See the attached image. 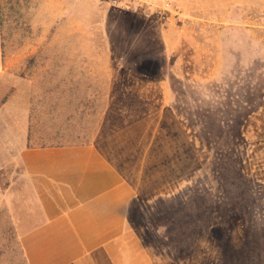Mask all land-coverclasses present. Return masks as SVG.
<instances>
[{
  "label": "rangeland",
  "instance_id": "374dc122",
  "mask_svg": "<svg viewBox=\"0 0 264 264\" xmlns=\"http://www.w3.org/2000/svg\"><path fill=\"white\" fill-rule=\"evenodd\" d=\"M0 0V264L20 149L93 143L132 185L152 264H264V0Z\"/></svg>",
  "mask_w": 264,
  "mask_h": 264
},
{
  "label": "crops",
  "instance_id": "0c3cea01",
  "mask_svg": "<svg viewBox=\"0 0 264 264\" xmlns=\"http://www.w3.org/2000/svg\"><path fill=\"white\" fill-rule=\"evenodd\" d=\"M17 161L25 264H152L128 224L134 188L98 145L27 147Z\"/></svg>",
  "mask_w": 264,
  "mask_h": 264
},
{
  "label": "built area",
  "instance_id": "2783aa9c",
  "mask_svg": "<svg viewBox=\"0 0 264 264\" xmlns=\"http://www.w3.org/2000/svg\"><path fill=\"white\" fill-rule=\"evenodd\" d=\"M108 6L120 11L139 14L144 17L151 15L163 20L175 21L181 13L173 0H103Z\"/></svg>",
  "mask_w": 264,
  "mask_h": 264
}]
</instances>
